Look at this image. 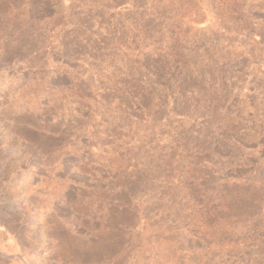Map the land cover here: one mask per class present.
<instances>
[{"label": "rangeland", "instance_id": "rangeland-1", "mask_svg": "<svg viewBox=\"0 0 264 264\" xmlns=\"http://www.w3.org/2000/svg\"><path fill=\"white\" fill-rule=\"evenodd\" d=\"M0 264H264V0H0Z\"/></svg>", "mask_w": 264, "mask_h": 264}]
</instances>
